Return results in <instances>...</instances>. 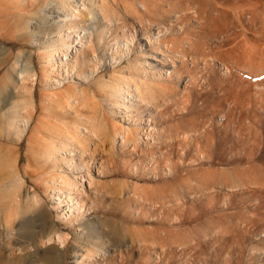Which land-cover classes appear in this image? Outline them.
<instances>
[{
  "label": "rangeland",
  "instance_id": "rangeland-1",
  "mask_svg": "<svg viewBox=\"0 0 264 264\" xmlns=\"http://www.w3.org/2000/svg\"><path fill=\"white\" fill-rule=\"evenodd\" d=\"M12 1H0V9L4 8L0 10V100L4 95L7 99L0 101V152L1 144L14 148L18 167L14 168L26 184L20 190L24 200L18 213L10 217L14 204L6 189L14 168L0 158V264H264V0H105L108 6H119L113 18L123 15L127 27L120 21L105 27L101 12L97 9L93 14L91 1L86 0L88 8L84 9L79 0L84 13L76 24L80 51L73 53L70 67H84L86 77L95 71L93 79H74L73 84L90 90L89 108L85 106L83 112L90 119L87 126H98L94 129L102 139L99 136L96 141L102 147L95 155L85 156L89 164L83 169L86 175L89 172L81 196L85 209L69 220L61 216L41 184L40 157L29 158L32 127L21 138L15 130H8L7 135L5 128L3 111L13 110L18 94H24L11 82L6 92L2 85L15 58L24 63L31 52L34 56L31 68L38 80L32 85L30 72L25 80L36 105L32 126L42 116V93L54 87L43 84L40 75L46 68L55 78L60 62L56 48L50 46L47 58H42L32 43L38 32H29L28 18L22 17V13L32 16L44 0ZM6 3L12 6L11 15L5 14L10 9ZM127 5H136L138 13L126 11ZM171 22L174 27L161 36V45L157 38L146 45L151 28ZM38 31L50 41L60 40L61 31L66 43L74 47L67 38V26L58 29L54 23ZM181 35L185 42L173 43ZM131 37L134 42L128 43L134 51L120 59L116 40ZM189 39L197 46L190 47ZM139 43L147 57L153 56L148 59L153 63L148 66L154 73L148 79L152 93L142 102H131L133 121L127 123L119 113L112 114L118 111L112 90H107L111 96L107 99L103 88L93 92V83L100 77H140L142 66L130 70L140 54ZM168 43L172 46L165 51ZM162 54L166 59L159 61ZM58 108L43 119L51 125L72 124L73 115L67 116L61 108L57 112ZM149 119L154 130L150 153L142 143L137 151L128 145L122 152L119 140L113 142L114 122L129 125L142 137ZM31 188L42 203L31 201ZM58 231L69 237L64 257L57 249L58 241L46 242ZM149 232H158L155 237L159 238L148 237ZM112 239H119V246L110 243ZM74 244L91 252L75 254Z\"/></svg>",
  "mask_w": 264,
  "mask_h": 264
},
{
  "label": "bare ground",
  "instance_id": "bare-ground-1",
  "mask_svg": "<svg viewBox=\"0 0 264 264\" xmlns=\"http://www.w3.org/2000/svg\"><path fill=\"white\" fill-rule=\"evenodd\" d=\"M10 1L13 2L12 0ZM90 1L93 7L95 8L93 9V14L95 13V11H97V9L101 12L100 22H104L105 27L109 25H113L114 22L116 21H120L119 22L120 24H122L124 27H127L128 19L123 15L122 17H119V19L113 18L114 12L118 10L119 7L118 5L108 6L105 3V0H102L101 3H99V1L97 0H90ZM43 3H44L43 7L42 6L38 7L35 11H33V13L30 11L31 15L33 14L32 16L34 17L30 16V13H29V17L26 13L25 14L22 13L23 15L21 14L22 17L26 15L28 18L27 29H29V32L31 30L33 32L34 31L38 32L37 34L34 35V39L32 43L35 46L39 47L40 55L42 56V58H47L48 54L46 47L50 46L56 48L57 56L60 61L58 65L59 72L55 78H53L47 72L46 68L44 69L42 75H40L42 76L43 84L46 85L51 83V85L54 86L53 91L50 90L49 92L48 90L47 91L45 90L42 93L41 96L42 98L41 109L43 110L42 116L43 117L53 116L52 112H55L54 108L59 107L58 108L59 110L57 112H60V110L63 109L65 113L67 112L66 115L67 114L73 115L74 120L72 121V124L55 123L51 125L52 123L49 124L50 122L48 123V120L43 119V117L41 116L39 117L40 122L38 123V125L32 126L31 124L33 119L32 112L34 111V107L36 105L33 100V95L31 90L30 89L28 90L25 87L26 86L25 80L26 77H28L27 75L28 72H30L29 77L31 79L30 82L32 85L36 84V81L38 80V75L33 71L34 69L31 68L32 66L31 60L34 57L32 52L28 56H26L27 59H25L24 63H21L20 59L17 57L15 58V61H13L12 66L9 67V72L6 74V78L3 80L4 84L2 83V85L5 86V92L8 90L9 87L8 83L11 82V84H14L15 88H18L19 90L22 89V92H24V94L23 95L18 94V96L20 97H17L16 101H14L15 104L13 106L14 107L13 110L9 112L6 111L3 112H5L4 116L7 118L5 121V128L7 130V135H8V130H13V131L15 130L17 133V137L19 136L21 138L28 132V129L32 127L31 133L30 134L28 133L29 158L30 156L31 158L40 157L41 166L38 168L39 170L38 172L41 173L39 178L41 179V184L43 185L44 188L47 189L50 198L54 200L55 207L58 209L59 212L62 213L61 216L65 218V220H69L71 216L78 214L80 211L85 209L83 199H81V196L86 192L84 188V184H85L84 182L88 181L87 176L89 175V172L87 175L83 172V169L86 166H89L88 161L85 159V156L95 155L97 151L102 147L100 142H98L100 140L101 134H99V131L94 129L95 127L98 126L96 124H94L92 127L87 126V124L90 122V119H88L83 112L85 106H87L86 108H89L88 107L89 101L87 102V99L89 97L88 95L90 93V90H88L87 88H81L73 84L74 79H80V80L88 79V78L93 79L95 76V71H92V73H90V75L86 77L84 76V70H85L84 67L80 68V66H78L77 64L74 68L70 67V64L73 63L74 60L73 53H77L78 51H80V48L78 47L80 38H79V34L76 35L77 32L76 24H77V19H83L84 13L82 11L83 9H81V3L79 2V0H44ZM82 4L84 6V9L88 8L86 6L87 5L86 0H83ZM6 6L10 7L7 3ZM141 7L144 8L145 4H141ZM11 8L12 6L10 7V9L8 8L9 11H6L5 14L7 13V15L8 14L11 15L12 13V11H10ZM125 9H127L126 11L129 12L139 11L136 5H127ZM194 11L197 12V16H198V10L195 9ZM194 14L195 13H193V15ZM54 23L58 26V29L62 28L63 26H67V31H66L68 33L67 38L72 41L74 47L73 46L71 47L70 44L66 43V40L64 39L61 31H58L60 40L58 38L50 41V39H45V37L43 38V36L45 35L39 32L38 29L44 26L52 27ZM172 27H174L173 22H171L170 24L160 23L154 26L153 28H151L150 33H148L147 35L148 37H147L146 45L147 44L152 45L153 38L154 39L157 38L158 44L161 45L162 44L161 36L167 34L166 33L168 31L167 28H172ZM143 30H144L143 27H141L142 33H144ZM130 40L134 42V37L133 38L131 37L130 39H124L122 41L118 39L116 40V45H115V48L117 50L116 54L117 57H120V59H123L124 56H130L131 53L134 51V49H132L130 47V44L128 43ZM42 41L46 43L42 45L43 43ZM124 41L126 43H124ZM173 41H174L173 43L175 44L177 41L183 43L185 42V38L182 37V35L178 37L175 36V39ZM189 42L191 43L190 47H193V45L197 46L196 42L193 39H189L188 43ZM169 45L172 46L169 43L164 44L165 51L167 47L170 48ZM120 47H122V49ZM139 48L141 50L140 54L137 55L134 61L131 63L130 70L133 71L135 68L136 69L139 68L137 64H139L140 67L142 66V68H140L141 69L140 77L134 78L129 75H124L121 80L116 78L105 80L103 77H100L98 79H95L93 83V87H94L93 92L95 93L97 91L96 88L98 87H100V89L103 88V91L104 90L106 91L107 99L111 97L107 92V90L108 89L112 90V93L115 96L114 109L116 108L118 110V111L113 110L112 114L116 115L119 113L122 120L127 123H129L130 120L133 121L132 116L129 113L130 105H134L131 102L134 99H138L139 102L140 101L142 102L145 100L144 98L148 97L152 93V87L151 84H149L148 79L149 77H152L154 73L152 69L148 68V66H150V64L153 63L149 62L148 59L149 57H153V56L147 57L146 55L147 51L146 49H144V47L143 48L141 47L140 43H139ZM204 50H203L204 58H202L203 60L207 58L206 57L207 53H205ZM112 58L115 59L116 57H112ZM143 58L144 61L142 62L141 60ZM214 58H216V56ZM165 59H166L165 55L162 54V57L159 61ZM46 63L47 61H44L43 64ZM76 71L78 72L77 74ZM10 90H11V85H10ZM73 91H75L74 93L75 95L73 94ZM0 101L1 102L7 101V99H5V95L4 98L3 96L1 97ZM17 108L20 109V112L17 110ZM2 110L3 107L0 106V111ZM22 110L23 111L25 110V113H22L23 112ZM4 116L2 115V117ZM150 122H151L150 119L148 120V122L147 121L144 122L146 126H148V128L145 131V135L142 137H137V130L131 128L129 125L122 123V125L119 126L117 123L114 122L112 124V133H113L112 138L114 139L113 142L117 143V141L119 140V145L122 152H125L123 148L128 145L132 147L131 150L133 152L137 151L139 148H141V143L142 145L144 144L145 146L150 148L149 139L151 133H153L154 131L152 128L150 129L151 127ZM45 131L51 133L52 136L51 137L49 136V138L45 137L43 133ZM184 135L186 136H184L183 138H187V135L189 134L186 133ZM15 137L16 135L14 133V138ZM1 145L3 146L1 148L2 151L0 152L1 161H6L8 167L14 168L15 166L16 168L17 164L15 165V160H13L15 154L14 148L6 144H1ZM92 145L93 147L91 148ZM151 151L152 149L150 148L149 151H147V153H150ZM47 167L50 169L43 171V169ZM15 168L14 170L12 169L13 174L11 176L8 189H6V191H8L9 196L13 198V200L10 201V203L14 204V208L10 212V217H13L18 213L20 204L24 200L23 199L24 197L22 198L20 197L21 195L20 190L23 189V187H25L26 184L23 175L18 173V171L16 170L18 167L16 169ZM29 173L31 172L29 171ZM30 190L32 191L30 195L31 201L34 204L42 203L41 197L36 192V190L32 188ZM25 195L26 198L28 199L29 193L27 192ZM115 231L117 232V230ZM155 235H159V233L156 232L154 234L152 232L151 233L149 232L148 237L150 238L154 237L155 239H158L159 236L155 237ZM54 239L55 241L59 242L58 245L59 247H57V249L60 251V254L64 257L65 255L64 250L66 249V243L69 241L68 235L62 234L60 231H58L55 234V236H50V238L46 242L48 244H51L53 243ZM109 242L117 247L119 246L120 240L112 239V241L109 240ZM101 250H102L101 245H99L97 251L101 252ZM73 251L75 252V254H81L82 256L91 252L90 248H82L81 245L78 244H74ZM75 258H79V257L77 256Z\"/></svg>",
  "mask_w": 264,
  "mask_h": 264
}]
</instances>
